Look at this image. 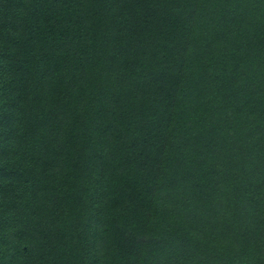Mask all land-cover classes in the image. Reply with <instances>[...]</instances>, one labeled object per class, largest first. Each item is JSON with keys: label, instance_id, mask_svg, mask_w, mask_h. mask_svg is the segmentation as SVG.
<instances>
[{"label": "trees", "instance_id": "trees-1", "mask_svg": "<svg viewBox=\"0 0 264 264\" xmlns=\"http://www.w3.org/2000/svg\"><path fill=\"white\" fill-rule=\"evenodd\" d=\"M0 264H264V0H0Z\"/></svg>", "mask_w": 264, "mask_h": 264}]
</instances>
